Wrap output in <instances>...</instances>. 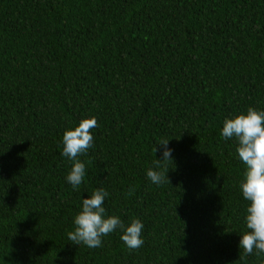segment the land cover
<instances>
[{"label":"trees","instance_id":"1","mask_svg":"<svg viewBox=\"0 0 264 264\" xmlns=\"http://www.w3.org/2000/svg\"><path fill=\"white\" fill-rule=\"evenodd\" d=\"M249 107L264 110V0H0V264H264L239 247L245 165L221 136ZM92 117L76 190L62 138ZM97 188L106 215L142 221V247L119 229L68 239Z\"/></svg>","mask_w":264,"mask_h":264},{"label":"clouds","instance_id":"2","mask_svg":"<svg viewBox=\"0 0 264 264\" xmlns=\"http://www.w3.org/2000/svg\"><path fill=\"white\" fill-rule=\"evenodd\" d=\"M96 117L82 119L74 129L64 132L62 155L72 163L66 179L73 189L79 190L84 181L86 166L79 157L87 154L94 146L92 129L98 127ZM221 136L225 140L238 142L236 152L245 165L244 179L240 182L243 198L249 201L246 208V228L241 236L239 247L244 255H264V110L249 107L246 113L224 121ZM170 140L161 139L154 147L155 155L163 147L162 159H154L147 170V178L156 185L169 183L168 165L174 163L173 149L168 147ZM109 193L97 188L88 198L82 200V210L74 218V230L67 233L68 239L76 245L89 248L103 246V238L119 229L121 240L130 250L143 246L144 225L138 218L125 224L119 216L106 215L105 198Z\"/></svg>","mask_w":264,"mask_h":264}]
</instances>
